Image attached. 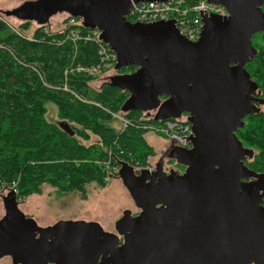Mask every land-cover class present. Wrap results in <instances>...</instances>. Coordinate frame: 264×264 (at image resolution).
<instances>
[{
  "label": "water",
  "instance_id": "obj_1",
  "mask_svg": "<svg viewBox=\"0 0 264 264\" xmlns=\"http://www.w3.org/2000/svg\"><path fill=\"white\" fill-rule=\"evenodd\" d=\"M131 1L27 0L13 9L19 20L47 24L67 12L116 55L107 83L128 93L120 111L139 110L154 120L179 118L191 124L190 148L169 156L185 166L178 174L121 163L118 177L136 215L126 209L115 232L96 221L58 220L38 226L3 197L0 258L12 264H264V173L245 163L253 156L236 136L243 119L260 108L257 84L245 64L256 54L252 36L264 32V0H207L227 15H203L197 40L182 37L174 19L132 22ZM135 66L127 73L122 67ZM58 126L70 135L64 122Z\"/></svg>",
  "mask_w": 264,
  "mask_h": 264
},
{
  "label": "trees",
  "instance_id": "obj_2",
  "mask_svg": "<svg viewBox=\"0 0 264 264\" xmlns=\"http://www.w3.org/2000/svg\"><path fill=\"white\" fill-rule=\"evenodd\" d=\"M31 24L24 20L13 30L0 19V182L13 185L18 203L40 194L44 184L58 194L78 192L85 197L87 184L105 185L107 169L121 163L141 165L154 155L141 126L155 121L145 112L129 111L123 113L129 123L116 129L111 112H120L128 93L107 81L94 89L90 82L95 76L75 69L98 61L96 42H73L48 23L36 24L29 36L25 32ZM79 28L83 33L91 29L82 22ZM253 46L256 54L245 69L264 97V48ZM134 69L127 66L117 72ZM48 103L56 107L55 122L45 117ZM243 122L235 134L254 152L245 164L264 173V110L246 115ZM93 136L97 141H91Z\"/></svg>",
  "mask_w": 264,
  "mask_h": 264
},
{
  "label": "rangeland",
  "instance_id": "obj_3",
  "mask_svg": "<svg viewBox=\"0 0 264 264\" xmlns=\"http://www.w3.org/2000/svg\"><path fill=\"white\" fill-rule=\"evenodd\" d=\"M24 1L27 0H0V19H3L13 30H17L19 24L24 20H19L12 14V11ZM68 15L67 12L53 14L48 22L49 28L52 30L61 28L64 19ZM36 24L38 23L32 21L31 28L27 30L25 34L30 36ZM262 33L264 32H256L257 37L253 39L252 44L264 48V34ZM114 73L112 69L104 71L101 76L96 77L90 82L91 87L96 89ZM258 107L260 110H264V104ZM119 113L123 114L121 111ZM153 114L154 112L152 111L149 115ZM45 117L48 121H57L56 107L54 104H47ZM113 117H115L113 125H115L116 129H119L121 126L124 127L122 119L116 118L115 115ZM144 138L150 147L153 148L154 155L149 157L146 163L132 167L136 174L139 172L136 171V168L143 165H149L151 166V170H154L156 162L161 158L160 156L167 148L168 144L171 143L154 131H147L144 134ZM91 141H97L96 137L93 136ZM252 157L245 158L244 163L245 160H251ZM161 159L164 168L168 167L166 165L167 163H171V161L165 162L163 158ZM114 168L115 167L107 169V176L105 178L107 181L103 187L97 186L95 182L87 184V193L85 197H80L78 192L58 194L53 187L44 184L42 185L40 194H31L17 205L19 209L25 215L31 217L38 226L52 225L58 220L96 221L104 230L115 232L114 222L122 215V212L128 209L133 213L137 211L138 208L134 205L123 182L120 177H118V174L113 172L115 171ZM119 168L120 166L116 170ZM9 193L7 189L0 191V218L4 214V203L2 198H6ZM0 264H12L11 258L9 256L0 258Z\"/></svg>",
  "mask_w": 264,
  "mask_h": 264
},
{
  "label": "built area",
  "instance_id": "obj_4",
  "mask_svg": "<svg viewBox=\"0 0 264 264\" xmlns=\"http://www.w3.org/2000/svg\"><path fill=\"white\" fill-rule=\"evenodd\" d=\"M212 14L225 16L227 15V11L223 6L208 2L207 0H168L139 3L131 1V7L127 17H131L130 21L132 22L139 21L145 23L174 19L178 33L189 41H195L198 39L202 29V16ZM80 25V19L68 15L64 19L62 27L55 30L57 32H64L65 38L73 42L79 39L96 42L98 61L91 66L77 64L75 66L76 71L93 75L95 78L101 76L104 71L110 69L114 71L116 55L107 44L99 39L100 31L97 28H92L83 33L79 28ZM72 69L74 70V68ZM111 115H115L116 118L122 119L124 126L129 123V119L123 117V114L119 112H111ZM152 116L150 115L147 118H153ZM141 127L147 131H154L160 134L169 142L179 147H184L186 149L191 147V141L189 139L192 134L191 127L189 123L183 120L167 119L164 121H155V123L146 122L142 123ZM117 168L118 167H115V171L113 172L118 173L119 169L116 170ZM140 170L152 171L149 165L136 168V171ZM0 186H2L0 191L7 189L15 192L13 185L6 187L0 182Z\"/></svg>",
  "mask_w": 264,
  "mask_h": 264
},
{
  "label": "flooded vegetation",
  "instance_id": "obj_5",
  "mask_svg": "<svg viewBox=\"0 0 264 264\" xmlns=\"http://www.w3.org/2000/svg\"><path fill=\"white\" fill-rule=\"evenodd\" d=\"M259 35H262V34H259ZM256 37H257L256 36V33H254L253 36H252V41H253V39H256ZM254 97L257 98V99H259V101L254 102L257 106H260V105L262 106L264 104V97L261 95V90L258 88V85H257L256 93L254 94ZM175 119L183 120L186 123H189L186 120V113H183L179 118H175ZM154 121H164V120H154ZM190 127H191V124H190ZM179 148L180 147L177 146V145H175L174 143H169L168 146H167V148L163 151L162 155L160 156L161 158H163V161H165V162L171 161V163H167L166 164L168 167H165V168L163 167V170L165 172L168 173L169 171L173 170V171H175L178 174H182L185 171V166L176 163L175 160L172 159L169 156V154H170V152H171L172 149L174 150V149H179ZM181 148H184V147H181ZM138 211L139 210L137 209V211L133 212L132 215H136L138 213Z\"/></svg>",
  "mask_w": 264,
  "mask_h": 264
}]
</instances>
